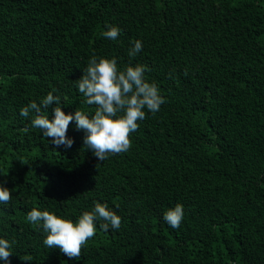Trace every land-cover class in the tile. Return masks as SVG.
Returning <instances> with one entry per match:
<instances>
[{
	"label": "trees",
	"instance_id": "16d2710c",
	"mask_svg": "<svg viewBox=\"0 0 264 264\" xmlns=\"http://www.w3.org/2000/svg\"><path fill=\"white\" fill-rule=\"evenodd\" d=\"M93 55L146 65L166 98L104 161L72 125V147L56 148L19 114L49 92L66 114L94 112L76 88ZM0 175L11 264H264V0H0ZM95 202L121 226L97 224L79 260L26 218L39 206L75 220ZM177 203L172 229L162 214Z\"/></svg>",
	"mask_w": 264,
	"mask_h": 264
},
{
	"label": "clouds",
	"instance_id": "9594fccd",
	"mask_svg": "<svg viewBox=\"0 0 264 264\" xmlns=\"http://www.w3.org/2000/svg\"><path fill=\"white\" fill-rule=\"evenodd\" d=\"M105 29L101 35L109 40H117L121 33L115 25L105 24ZM142 47L140 40L133 41L128 55L135 57ZM147 71V66L141 63H129L121 68L116 56L93 55L76 80V88L86 105L95 106L94 112L75 109L66 114L61 107V98L49 92L39 99V103L33 100L21 107L19 114L27 118L34 113L31 126L44 138H50L56 148L72 147L74 139L67 134L72 125L84 133L86 149L99 161H104L110 155L127 152L131 146L130 134L139 128V121L146 118V113L158 112L166 102L157 83L146 77ZM53 103L50 119L48 110ZM5 184L0 180V205H7L12 198ZM184 215V206L177 203L167 208L162 218L172 229H177ZM26 218L30 224L42 229L43 243L49 249L58 248L68 258L76 260L80 259L82 246L96 235L97 224L105 232L110 228L119 230L121 226V217L107 202H95L91 211H83L75 220L41 210L39 206L33 207ZM14 244V240L0 235V264H11L9 258L14 253Z\"/></svg>",
	"mask_w": 264,
	"mask_h": 264
}]
</instances>
